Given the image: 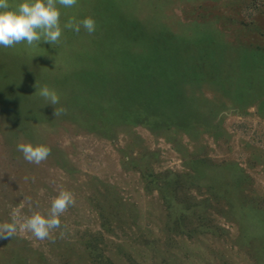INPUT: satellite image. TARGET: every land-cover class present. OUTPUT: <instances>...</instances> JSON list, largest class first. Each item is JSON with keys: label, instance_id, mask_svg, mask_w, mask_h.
I'll list each match as a JSON object with an SVG mask.
<instances>
[{"label": "rangeland", "instance_id": "374dc122", "mask_svg": "<svg viewBox=\"0 0 264 264\" xmlns=\"http://www.w3.org/2000/svg\"><path fill=\"white\" fill-rule=\"evenodd\" d=\"M118 8L77 0L61 26L95 32L0 48V223H18L0 264H264V0ZM61 189L75 202L49 238L19 227Z\"/></svg>", "mask_w": 264, "mask_h": 264}, {"label": "clouds", "instance_id": "9594fccd", "mask_svg": "<svg viewBox=\"0 0 264 264\" xmlns=\"http://www.w3.org/2000/svg\"><path fill=\"white\" fill-rule=\"evenodd\" d=\"M76 4L77 0H0V48H13L21 43L28 48L40 47L42 43L52 46L60 41L64 29L80 32L83 28L90 34L95 32L96 22L91 16L81 19L72 17L61 26V8L71 9ZM34 87L35 93H38L46 104L54 106V116L64 111L63 108H55L60 98L54 89L47 85L37 88L36 83ZM16 148L27 162L34 164L46 160L51 152L50 147L44 143L19 142ZM74 202L72 193L61 189L51 199L46 214L33 211L19 227L31 232L39 240L49 238L51 230L61 226V214ZM17 230L18 223L13 213L11 222L0 223V239L12 238Z\"/></svg>", "mask_w": 264, "mask_h": 264}, {"label": "trees", "instance_id": "16d2710c", "mask_svg": "<svg viewBox=\"0 0 264 264\" xmlns=\"http://www.w3.org/2000/svg\"><path fill=\"white\" fill-rule=\"evenodd\" d=\"M118 4H119V8H118V11L119 10H121V8H132V7H134L135 6V4H137L138 3V1H150V0H115ZM137 2V3H136ZM123 10V9H122ZM112 17H113V20L115 19L114 17V11H112ZM117 14V12H115V15ZM121 17L123 18V20H125V18L122 16V14H121ZM116 22H117V20H116ZM117 25V27H118V24H116ZM116 27V28H117ZM117 32V31H116ZM115 32V33H116ZM117 34V33H116ZM117 36H118V34H117ZM119 37H121V39H122V36H118V38ZM120 39V38H119ZM151 39V38H150ZM214 48V46H213V44L211 45V48H210V50H212ZM123 52V51H122ZM119 55V54H118ZM123 55V54H122ZM121 55V56H122ZM125 55V54H124ZM125 57H123V59H122V57L119 59L118 58V62H125V64H127V59L125 58ZM115 62H117V60L115 61ZM129 64V63H128ZM128 64H127V66H128ZM203 65V64H202ZM202 65H201V67H202ZM135 69V68H134ZM137 69V68H136ZM134 73H136V72H134ZM200 76H202V75H200ZM220 85V84H219ZM222 86H224V84H221ZM240 88H241V90L243 91V90H245V87H243V86H241L240 85Z\"/></svg>", "mask_w": 264, "mask_h": 264}]
</instances>
